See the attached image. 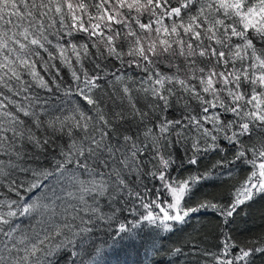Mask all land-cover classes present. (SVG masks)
<instances>
[{"label":"trees","instance_id":"trees-1","mask_svg":"<svg viewBox=\"0 0 264 264\" xmlns=\"http://www.w3.org/2000/svg\"><path fill=\"white\" fill-rule=\"evenodd\" d=\"M261 11L0 0V264H264Z\"/></svg>","mask_w":264,"mask_h":264},{"label":"rangeland","instance_id":"rangeland-1","mask_svg":"<svg viewBox=\"0 0 264 264\" xmlns=\"http://www.w3.org/2000/svg\"><path fill=\"white\" fill-rule=\"evenodd\" d=\"M261 13H264V11H261ZM259 169H260V175H261L260 180H261L262 185L264 187V160H263V162H261L259 164ZM177 191L178 190L172 191V195H175L177 193ZM175 205H176V202L174 203V198H172V204L166 205L167 206L166 209L167 210L170 209V211L168 213H166L167 210L163 211V217L171 216L173 218H176L179 215V213H178V207Z\"/></svg>","mask_w":264,"mask_h":264}]
</instances>
